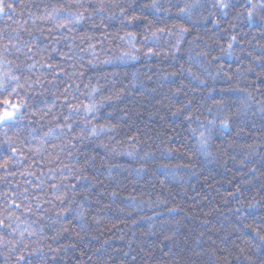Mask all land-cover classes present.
Returning <instances> with one entry per match:
<instances>
[{
	"label": "trees",
	"instance_id": "1",
	"mask_svg": "<svg viewBox=\"0 0 264 264\" xmlns=\"http://www.w3.org/2000/svg\"><path fill=\"white\" fill-rule=\"evenodd\" d=\"M105 2L132 5L128 14L132 15L134 8L135 14L146 19L122 24L119 9L111 8L104 16L94 14L81 26L61 33L55 31L51 21L38 18L46 8L51 11L71 0H20L23 7L18 4L11 19L0 17V33H12L22 25L28 31L21 29L20 36L29 40L30 32L36 38L33 43L38 42L44 49L36 58L51 57L50 63L59 64L69 74L55 87L45 83L44 88L29 90L25 93L28 103L43 108V100L51 103L52 93L59 96L70 84L69 93L76 96L77 103L95 100L99 105L89 117V126L100 129L95 136L85 131L87 138L71 144V137H49L37 153L40 138L56 127L52 116L67 115V108L61 106L63 97L42 119L39 115L26 116L25 122L31 120V127L37 130V138L32 140L27 131L20 137L21 142L25 138L31 142L21 144L23 163L13 169L17 175L0 182V205L6 206L5 193L17 191L13 197L21 203L17 215L32 225L30 231L37 233L26 238L29 250L42 249L49 256L55 255L54 264H248L246 256L251 257V264H264V248L259 247V239L246 227L259 228L264 235V118L259 112L264 102V76L244 71L249 63L256 68L253 58L261 55L264 33L257 24L236 18L237 12L243 11L241 7L230 11L226 19L220 18V13L210 7L211 0H203L202 15L216 12L219 27L211 18L196 24L178 18L183 0H159V13L141 11V6L151 0ZM166 8L170 13L164 11ZM199 17L200 13L195 19ZM173 25L189 28L188 34L180 38L178 51L173 47L178 38ZM230 25L236 26L235 31ZM158 28L171 29L173 34L158 42L160 55L145 56L147 48L155 45H146L143 37ZM128 32L136 34L135 49L125 36ZM230 35H236L239 41L231 57L221 52V48H227ZM85 36L92 39L88 41ZM6 42V37L0 39V45ZM89 43L95 45V58L91 51H81ZM7 59L22 67L25 61L23 55L15 52ZM89 60H94L95 67H89ZM105 60L111 62L103 63ZM72 65L76 66L75 71ZM181 66L191 68L206 85H197L187 72L180 74ZM237 68H241L240 73ZM4 71L16 69L5 67ZM80 71L85 73L82 78L76 75ZM24 75L51 79L40 71H25ZM181 85V94L176 96ZM94 88L97 91L93 92ZM237 88L252 94L253 107L246 118L237 109L239 101L247 96L230 90ZM189 100L191 109L185 107ZM216 100L224 105L220 115H228L233 123L231 131H221L218 124L212 129L208 156L200 151L197 138L203 130L200 125L216 118ZM209 107L213 108L212 113ZM177 109L181 112L173 115ZM189 115L191 121L185 119ZM82 119L83 113L76 118L74 135H80L78 125ZM166 149H179L180 155L163 159L160 154ZM161 163L190 165V169L181 167L173 179L162 174ZM136 169L144 171L137 173ZM25 170L34 171L44 180L43 192L29 187L28 201L19 196L28 187L20 176ZM28 179L36 183L34 178ZM58 195L63 202L56 199ZM35 196L40 197V210ZM130 198H135V202ZM29 203L32 212L25 213L24 207ZM250 204L255 207L249 208ZM169 208L176 211L169 213ZM48 245L58 251L49 252ZM0 264H15V254L0 248ZM32 264H40L38 256Z\"/></svg>",
	"mask_w": 264,
	"mask_h": 264
},
{
	"label": "snow or ice",
	"instance_id": "2",
	"mask_svg": "<svg viewBox=\"0 0 264 264\" xmlns=\"http://www.w3.org/2000/svg\"><path fill=\"white\" fill-rule=\"evenodd\" d=\"M18 4L20 7H23V5L20 4V0H0V17L6 16L11 19L12 16L16 14ZM129 7H132V5L120 3L109 5L105 2V0H71L70 4L60 7H52L51 11L46 8L43 14L38 18L42 21H51L55 31L61 33H63L64 30L71 31L73 28L81 26L85 21L92 19L94 14L104 16L111 8L119 9V16L122 24L126 23L131 25L135 21L146 19V17L135 14L134 8L133 14L129 15L127 11ZM204 7L205 5L203 0H183V5L178 7L176 15L178 18L191 22L192 24L202 21L206 22L209 18H211L212 23L219 27L220 18L226 19L230 11L236 9L237 7H241L243 11L237 12L236 18L239 19L240 17H243L250 24H257L262 30V33H264V15H261V13H264V0H211L210 7L220 13V18H218L216 12L213 11H209L208 16H203L202 9ZM89 9H91V11H89ZM144 9H151L154 13H159L161 11L159 0H151V3L142 5L141 11ZM257 9L260 11L257 12ZM164 11L170 13V9L166 8ZM198 13H200L199 20L195 19ZM29 15L31 18V14ZM25 23H27V21H25ZM172 27L177 29L176 35L178 38L173 47L178 51L181 42L180 38L188 34L189 28L182 25H173ZM229 27L235 31V25H230ZM21 29L23 31H28L21 25V28L13 29L12 33H0V39H4L5 37L7 39L6 43L0 45V182H7L9 177H15L17 172L13 169L16 165L23 163V160L20 159L22 156L21 144L31 142L28 141L27 138H25L24 142H21L20 137L23 133L27 131L28 135L32 137V140H36L37 138V130L31 127L32 121L28 120L25 122V117L29 114L33 117L39 115L42 119L43 116H47L52 111V109L56 106L57 100L61 99V96L63 97V103L61 106L67 108V115L52 116V119L57 121L56 127L50 128L49 131L44 133V135L40 138L39 142L41 148L36 149L37 153H40L43 146L48 143L49 137L55 136L57 139L60 137H71L72 139L68 141V143L71 144L73 140L82 141L87 138L84 136L85 131H87L90 136H95L100 130L96 126H89V117L98 111L99 105L95 102V100H92L88 104L77 103L76 96L69 93V89L72 87L70 84L63 88V91L59 96L52 93L53 99L51 103H49L46 99L43 100L41 102L44 105L43 108L37 109L28 103V97H26L25 93L29 90L44 88L45 83L51 84L55 87L58 81L62 80L64 76L69 74L64 69L60 68L59 64L50 63L49 60L51 57L47 60L43 57L37 59L36 57L39 56L44 49L40 48L38 42L35 44L33 43V40L36 38H32V34L30 32V39L24 40L23 37L20 36ZM49 31L51 32L52 29H49ZM172 34L171 29L158 28L155 31H152L150 35H144L143 41L146 45H155V47H148L144 55L148 57L160 55V52L157 51V48L159 47L158 42L163 36ZM125 36L128 41L132 43L133 49H135L134 42L136 41V34L128 32L125 33ZM84 39L90 41L92 38L85 36ZM13 41H15V43H13ZM56 42L58 43V41ZM249 43L251 42L249 41ZM238 44L239 41L237 40V36L230 35L227 48H221V52L231 57L233 55L234 45ZM53 51H56V49L53 48ZM81 51H91L93 58H95L94 44L89 43L88 48L81 49ZM14 52L25 57L23 67L20 64L13 65V62L7 59V56L12 55ZM260 53V57L253 58L256 68H259L260 71L256 72V68L252 66V63H249L247 67L244 68L245 72L254 73L257 77L264 76V47H261ZM125 55L130 56L132 59H138L137 56H133L130 53H126ZM201 55L206 54L201 53ZM248 56L251 57L252 53H248ZM81 59H83V57H81ZM191 59L192 57L189 56V60ZM236 59L240 58L237 57ZM110 62L111 61L108 60L103 61V63ZM88 64L89 67H95L94 60H89ZM5 67L9 69L15 67L16 71H4ZM72 67L75 71L76 66L72 65ZM25 71L28 73H34L36 71L47 73L51 79L44 81L40 76H36L35 79H32L30 75H24ZM236 71L237 73H240L241 68H237ZM179 72L180 74L187 72L191 79L197 82V85H206V81L201 79L199 75L193 73L191 68L185 69L181 66ZM76 75L82 78L85 73L84 71H80L79 73H76ZM169 75L175 76L176 73H170ZM69 78H71V76H69ZM226 78L229 81L231 80L230 76L226 75ZM182 88L183 86L181 85V87L177 89L175 93L176 96L181 94ZM230 90L243 92L247 96L246 100L239 101V107L237 109L238 114L246 118L248 112L253 107L251 103V100L253 99L252 94L247 92L246 89L237 88ZM95 91H97V89L94 88L93 92ZM184 95H187V93H184ZM209 98H211V92L209 93ZM108 99H111V97H108ZM191 104L192 101L189 100L187 101L185 107L191 109ZM213 106L217 111V116L213 120H209L207 124L202 123L200 125L203 130L197 138V142L200 144V151L208 156H211L208 141L210 139L212 129L218 124L221 131H231L230 125L233 123L228 115H220L224 108L221 101H214ZM45 109H47V111H45ZM208 111L209 113H212L213 108L209 107ZM180 112L181 110L177 109L173 115H177ZM259 112L261 113L262 118H264V102L260 104ZM81 113H83V119L80 121V125H78L81 127V131L80 135L77 136L73 134V129L74 124H76V118L79 117ZM185 119L191 121L192 117L190 115L185 116ZM197 120H199V117H197ZM102 127L103 126H101V128ZM52 147L56 148L58 146L52 145ZM249 148L255 151V148L252 145H249ZM60 151H63V147H60ZM127 155L131 156L132 153H127ZM178 155H180L179 149H166L160 154L163 159H171L173 156ZM181 167L190 169V165L172 166L170 164L161 163L159 165V170H161L162 174L166 177L175 179ZM136 171L137 173H140L144 171V169H136ZM49 175H52V170H49ZM20 176L24 179L25 184L28 185V187H24L23 192H19V196L23 197V201L29 200V187L35 188L40 192L44 191V180L41 176H37L34 171L25 170V172L20 173ZM28 177L34 178L36 183L33 184L32 179H28ZM19 188L20 185L17 184L16 189L18 190ZM52 188L56 190L57 186L53 184ZM17 194V191H13L11 195L5 193L6 206L0 205V248H6L9 252L15 254V264H32V259L37 256L39 257L40 264H54L56 259L55 255L49 256L48 253H45L42 249L36 251L29 250L30 244L25 242L26 238H31L37 233L35 230L30 231L29 229L32 228V225L28 224L25 220H21V216L17 215V212L21 209V203H17V199L13 198L17 196ZM112 195L115 196L116 193L113 192ZM33 199L37 201V210H40L42 207V205L39 204L40 197L35 196ZM56 199L63 202L62 196L58 195ZM130 199L135 202V198ZM248 207L254 208L255 205L250 204ZM167 211L172 213L175 212L176 209L169 208ZM236 211L239 212L240 210L236 209ZM24 212H32L30 203L24 207ZM79 215L80 218L83 219V212L79 213ZM157 215L160 214L157 213ZM148 219L151 220V217ZM21 225H23V227H21ZM246 227H249L255 237L259 239V247L264 248V235H261L259 228H254L251 225H246ZM42 230L43 229L40 231ZM8 237L12 238L9 239ZM53 239H56V237H53ZM48 249L51 253L58 251V249H52L51 245H48ZM240 251L243 252V249ZM244 259L248 262V264H251V257L246 256Z\"/></svg>",
	"mask_w": 264,
	"mask_h": 264
}]
</instances>
